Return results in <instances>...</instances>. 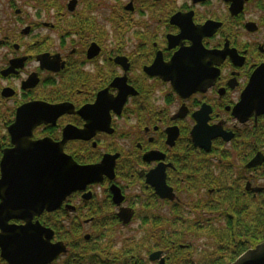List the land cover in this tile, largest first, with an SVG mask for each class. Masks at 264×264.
<instances>
[{
  "label": "flooded vegetation",
  "instance_id": "1",
  "mask_svg": "<svg viewBox=\"0 0 264 264\" xmlns=\"http://www.w3.org/2000/svg\"><path fill=\"white\" fill-rule=\"evenodd\" d=\"M124 83L131 91L120 105ZM263 92L264 0H0V161L13 147L7 129L17 110L32 102L68 111L36 125L29 140L60 142L66 127L81 130L89 119L95 131L65 141L64 153L79 165L118 155L112 178L71 192L58 208L46 209L39 195L24 218L4 213L6 225L36 224L65 248L48 262L22 264H158L154 251L167 264L163 250H142L143 227L196 226V203L185 200L205 191L201 173L214 176L225 162L245 191L264 190ZM105 111L111 133L101 129ZM198 121L206 123L202 140L214 136L209 151L193 143ZM257 154L261 163L246 167ZM162 177L173 199L146 182ZM4 190V203L15 205L16 188ZM129 227L139 233L119 238ZM0 240V264H17L5 256L8 236Z\"/></svg>",
  "mask_w": 264,
  "mask_h": 264
},
{
  "label": "water",
  "instance_id": "2",
  "mask_svg": "<svg viewBox=\"0 0 264 264\" xmlns=\"http://www.w3.org/2000/svg\"><path fill=\"white\" fill-rule=\"evenodd\" d=\"M124 86V95L120 99H116L119 100L120 105L131 91L126 83H124ZM259 97H264V92ZM102 101V97L98 98L94 107L97 108L98 103ZM256 107L258 108L257 114H264V102L258 103ZM66 111H68L67 104L27 103L17 110L15 122L7 129L13 147L4 150L0 161V235L6 234L8 236L9 246L8 252L5 250V256L13 263L22 264L24 261L48 262L60 252L65 251V248L61 242L50 244L51 234L47 235V231L36 224L30 225V223H27L25 226L6 225V219L3 218L4 213H8L9 217L19 216L24 218L25 212L27 213L28 209H34L38 204V200L34 197L39 195L46 196L47 199H42V204L47 205L46 209L58 208L62 200L71 192L84 189L87 184L97 182L103 176L113 177L117 154H105L101 161L94 165H79L63 151L65 141L87 137L95 131V125L89 119H87V124L81 130L66 127L63 130V139L60 142H52L48 138L38 141L29 140L32 128L41 123H54L55 119ZM77 113L83 116L85 110L81 109ZM104 119V126L101 129L111 133L112 130L107 129L109 128L107 111L104 113ZM204 124H206L205 121H202V123L198 121L195 127L196 137L194 134L195 128L191 134L196 147L209 151V141L214 136L211 134L205 140H202L203 138L200 136L204 133ZM228 139L230 137L225 138V140ZM259 156L260 154H257L251 159L246 167L251 168L260 164L262 157L259 158ZM151 175L152 173L148 176ZM146 182L154 185L156 194L161 198L173 199V194L170 188L165 185L163 177L160 183H156L150 178H147ZM7 186L10 189L16 188L17 194L21 196L13 206L11 203L7 202L8 205L4 203V194L9 191V189L6 192L4 190ZM245 188L253 192L260 190V188H250L249 183L246 184ZM111 191L114 202L116 204L121 203L123 198L119 189L112 185ZM14 192L15 190L9 191L10 195H13ZM29 197L32 200L28 199ZM13 211L17 214H12ZM131 214L130 209H125V217L122 218L124 223L129 220ZM0 245L4 251L1 240ZM13 251L16 254H13ZM149 259L151 261L159 260L158 264H165L160 251L151 253ZM230 264H264V242L247 249Z\"/></svg>",
  "mask_w": 264,
  "mask_h": 264
},
{
  "label": "trees",
  "instance_id": "3",
  "mask_svg": "<svg viewBox=\"0 0 264 264\" xmlns=\"http://www.w3.org/2000/svg\"><path fill=\"white\" fill-rule=\"evenodd\" d=\"M225 164H219L214 176L201 173L196 178L205 189L196 193V200L193 194L186 197L185 202L196 203V226L172 223L166 230L152 222L143 227L146 240L142 250H163L167 264H229L248 248L264 242V190L245 191L244 180L232 175L234 171ZM186 232L188 239H175Z\"/></svg>",
  "mask_w": 264,
  "mask_h": 264
},
{
  "label": "rangeland",
  "instance_id": "4",
  "mask_svg": "<svg viewBox=\"0 0 264 264\" xmlns=\"http://www.w3.org/2000/svg\"><path fill=\"white\" fill-rule=\"evenodd\" d=\"M30 12V11H29ZM25 16V15H24ZM138 228H131V227H129V228H123V229H121L120 231H121V233L119 234V238H122L123 236H130V235H133V234H138L139 232H138Z\"/></svg>",
  "mask_w": 264,
  "mask_h": 264
}]
</instances>
